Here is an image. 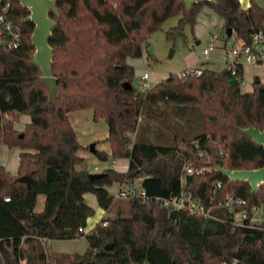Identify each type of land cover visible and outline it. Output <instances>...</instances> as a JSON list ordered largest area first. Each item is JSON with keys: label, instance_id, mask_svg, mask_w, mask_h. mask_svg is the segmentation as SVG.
<instances>
[{"label": "trees", "instance_id": "16d2710c", "mask_svg": "<svg viewBox=\"0 0 264 264\" xmlns=\"http://www.w3.org/2000/svg\"><path fill=\"white\" fill-rule=\"evenodd\" d=\"M7 1L22 38L13 50L0 47V145L22 151L17 176L0 163V264H54L48 259V241L83 235L86 252L66 264H143L146 259L150 264H264V228L235 226L227 210L213 206L226 193L250 205L264 203V183L253 193L247 182L230 181L213 167L264 165L262 147L239 131L249 124L264 129V84L253 82L251 91H242V68L231 76L209 68L206 61L140 91L132 85L134 67L127 62L142 55L147 36L166 19L179 16L167 32L174 40L185 26L194 28L205 6L222 19L224 29L231 28L236 38L248 43L264 25V6L258 0H249L246 10L239 0L201 1L190 8L184 0H55L58 13L49 12L55 26L48 42L58 95L50 101L40 68L32 64L34 25L25 21L29 9L18 0ZM124 82L131 87L124 88ZM159 105L177 106L182 112L199 109L201 129L194 134L176 130L163 143L141 137L143 116L165 117L156 112ZM85 109L107 125L110 152L95 150V155L102 160L127 158L126 171L104 168L102 177L90 178L68 117ZM22 114L29 122L18 131L15 124ZM186 163L200 172L186 175L181 187ZM23 175L31 178L29 187L17 180ZM139 178L147 202L114 197L106 188ZM217 181L220 188L213 187ZM181 190L213 206L218 219L156 201ZM86 193L107 212L120 200H127L129 207L103 216L90 232L81 233L78 229H85L95 212L84 199ZM39 195L44 204L36 211Z\"/></svg>", "mask_w": 264, "mask_h": 264}, {"label": "rangeland", "instance_id": "374dc122", "mask_svg": "<svg viewBox=\"0 0 264 264\" xmlns=\"http://www.w3.org/2000/svg\"><path fill=\"white\" fill-rule=\"evenodd\" d=\"M258 2L264 6V0H258ZM178 19L179 16L176 15L166 19L158 30L147 36L145 43L142 44V55L138 58L127 59V62L134 67L132 85L138 90L143 91L148 87L150 88L166 78L170 73L179 74L187 68L197 66L200 61H207L211 64V68L222 70L223 66L220 62V57L223 53V48L221 41H216V47L210 51L207 59L202 55V50L208 43L207 36L209 34L224 33L225 29L222 25V19L212 9L205 6L198 13L196 24L193 29L187 25L184 28L183 35L176 37L174 40H170L167 38V32L171 27L176 25ZM197 40L199 41L198 44L196 43ZM260 69L264 70V66H260ZM144 72H147L149 75L145 82V87H143L142 80H140ZM254 73H256V71L250 72L246 76L244 83L241 85L242 91L247 92L252 88L251 80L257 76ZM257 74L262 78L261 84H264L262 72L258 70ZM178 108L177 106L170 108L159 105L155 108L156 112L158 114L162 113L165 116L164 118L154 119L143 116L140 121L142 126L139 131L141 137H148L151 141L163 143L166 137L172 136L176 130L181 134H183L184 131L193 134L199 131L202 127L200 110L189 107L188 109H183L184 112H182ZM175 111H180V113L177 114ZM70 113L69 120L82 146L79 153L84 156L88 170L102 171L104 167H113L111 160L114 158L109 156L106 160H102L99 159L95 153L90 151V145L95 144L96 150L109 153L110 148L106 141L108 131L104 119L94 120L91 109ZM22 115L19 116L18 123L15 124L18 131L24 129V125H18L23 121L24 117L21 118ZM131 137L135 139V135L132 134ZM16 150L17 148L15 147L10 148L5 144L0 145L1 159L4 158L6 161L16 162V154L18 152ZM120 160L123 161L125 159H114L116 166L114 165L115 167L113 168L117 171H119L117 164ZM106 188L110 194L115 196L118 191L117 182H113ZM43 204L44 196L39 195L35 210L40 211ZM128 207L127 200H120L106 215L114 216L117 210H126ZM100 214L101 212H94V214L88 218L85 234L90 232L95 224L99 222ZM55 247H57L56 249H58L59 252L63 253H54L53 251H57ZM87 247L88 242L84 235L70 240L53 241L48 244V259H52L54 264H66L84 255Z\"/></svg>", "mask_w": 264, "mask_h": 264}, {"label": "built area", "instance_id": "2783aa9c", "mask_svg": "<svg viewBox=\"0 0 264 264\" xmlns=\"http://www.w3.org/2000/svg\"><path fill=\"white\" fill-rule=\"evenodd\" d=\"M10 2L0 0V47L4 50H13L17 48L21 42L22 29L19 24L14 22L10 13ZM208 43L202 50V55L208 58L210 51L214 49L216 41L222 42L224 70L231 76H237L238 69L246 65H260L264 63V25L254 31L250 41L245 43L242 39L236 38L233 34L229 37L223 34H209ZM192 72L196 75L201 73L200 69H193ZM148 73L144 72L140 78L143 87L146 86ZM196 144V143H195ZM184 176L181 177V187L183 186L184 177L192 175L200 171L195 170L190 164L183 166ZM202 171V170H201ZM141 180V178L137 179ZM221 181L213 183L214 188H220ZM114 197L129 198L139 197L143 202L148 201V197L140 187V184L126 183L121 187ZM213 199L210 202L213 203ZM5 201H9V197H5ZM156 201L169 209L184 210L191 215L197 217H215L211 210L214 207H220L228 211L230 219L235 226L247 227H262L264 228V203L259 205H250L247 200L235 196L232 193L224 194L213 206H206L204 202L194 197L190 192L181 190L178 195L169 199L156 198ZM78 232H85L83 228H79Z\"/></svg>", "mask_w": 264, "mask_h": 264}, {"label": "water", "instance_id": "95a60500", "mask_svg": "<svg viewBox=\"0 0 264 264\" xmlns=\"http://www.w3.org/2000/svg\"><path fill=\"white\" fill-rule=\"evenodd\" d=\"M19 3L29 9V15L25 18V21L32 22L34 27L31 34V43L34 46V53L32 56V64L40 68L41 77L40 81L45 83L49 89V99L54 101L58 95L57 79L53 75L51 69L52 63V47L49 45V37L55 21L49 17V12L55 14L58 13L55 0H18ZM201 1L214 0H184V4L190 8L193 3ZM241 8L246 10L250 7L249 0H239ZM226 35L229 37L233 31L231 28L225 29ZM197 43V42H196ZM255 82L259 83L260 80L256 76ZM124 88H130L129 82L123 83ZM239 131L242 134L249 136L256 144H259L264 150V129H260L256 125L249 124L246 128H240ZM95 144L90 145V151L95 152ZM214 169L227 177L230 181H245L249 184L251 192H256L258 186L264 183V165L256 169H229L223 168L219 164H214ZM103 173H90V178H100ZM18 181L25 183L27 187L30 186L31 178L23 175L17 178ZM106 248H110L107 245ZM143 264H150L149 260L146 259ZM227 264V263H222Z\"/></svg>", "mask_w": 264, "mask_h": 264}, {"label": "crops", "instance_id": "0c3cea01", "mask_svg": "<svg viewBox=\"0 0 264 264\" xmlns=\"http://www.w3.org/2000/svg\"><path fill=\"white\" fill-rule=\"evenodd\" d=\"M197 42V44L199 43V41L197 40L196 41ZM222 58H223V53H222V55H221V57H220V62L222 63V66H223V68L222 69H224V62L222 61ZM207 59V58H206ZM202 62H206V61H200L199 63H198V65H200ZM197 65V66H198ZM207 66L209 67V68H211V64H207ZM260 66H264V63H262V64H260V65H246V66H244L243 67V69H242V80H241V85H242V83H244V80L246 79V76L250 73V72H255L256 71V73H254V74H256L257 75V77L259 78V80H260V83H261V80H262V78L259 76V74H257V72H258V70L259 71H261L262 72V76H263V78H264V70H261L260 69ZM193 67H195V66H193ZM149 77V76H148ZM254 77V76H253ZM256 77V76H255ZM252 81V84H253V82H255V78L253 79V80H251ZM252 90V88L249 90V91H251ZM249 91H247V92H249ZM70 114L71 113H68V117L70 116ZM24 117V118H23ZM21 118H23V121L22 122H20L18 125L19 126H23V125H25L27 122H29V116L28 115H26V114H23L22 116H21ZM22 120V119H21ZM15 148H17V150L16 151H18L17 152V154H16V156H17V161L15 162H10V161H6L4 158H2L1 159V157H0V163L6 168V170L8 171V172H10L12 175H14V176H17V173H18V165H19V154H20V152L22 151L20 148H18V147H15ZM109 152H110V149H109ZM1 153V152H0ZM78 154L80 155V156H82V157H84L83 155H81L79 152H78ZM116 159H119V158H116ZM121 159H125V160H120L119 162H118V164H117V167H118V169H119V171L118 172H124V171H126V169H127V167H128V159L127 158H121ZM111 163H112V165H113V167H115L116 166V164H115V161H114V159L113 160H111ZM115 165V166H114ZM113 167H104V168H112V169H114ZM103 168V169H104ZM115 170V169H114ZM117 171V170H116ZM99 172H101V171H98V170H94V171H90V173H99ZM140 181L141 180H135L134 182H133V184H139L140 183ZM125 186V184L124 183H119V182H117V188H118V190L121 188V187H124ZM112 195V194H111ZM113 196V195H112ZM84 199H85V201L87 202V204H89L91 207H93L94 208V210H95V212L96 213H99V212H101V216H100V219L103 217V216H105L106 214H108V212L107 211H104L103 209H101L99 206H98V203H97V200H96V198H95V196L92 194V193H86V194H84ZM37 200H38V198H37ZM43 208V207H42ZM88 220V219H87ZM87 224H88V221H87ZM86 228H87V225H86V227H85V229L84 230H86ZM53 241H58V240H51V241H48V243H47V247H48V244L49 243H51V242H53ZM60 241V240H59ZM57 247H55V250H57V251H53L54 253H63V252H59L58 251V249H56ZM48 251H49V248H48Z\"/></svg>", "mask_w": 264, "mask_h": 264}]
</instances>
